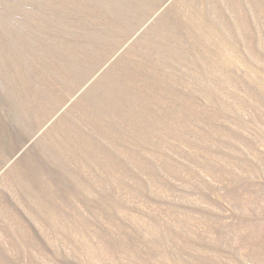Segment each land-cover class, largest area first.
I'll use <instances>...</instances> for the list:
<instances>
[{
    "label": "rangeland",
    "instance_id": "obj_1",
    "mask_svg": "<svg viewBox=\"0 0 264 264\" xmlns=\"http://www.w3.org/2000/svg\"><path fill=\"white\" fill-rule=\"evenodd\" d=\"M255 1L0 0V264H264Z\"/></svg>",
    "mask_w": 264,
    "mask_h": 264
},
{
    "label": "bare ground",
    "instance_id": "obj_2",
    "mask_svg": "<svg viewBox=\"0 0 264 264\" xmlns=\"http://www.w3.org/2000/svg\"><path fill=\"white\" fill-rule=\"evenodd\" d=\"M257 1V0H256ZM255 1V2H256ZM258 3V2H257ZM240 7V6H239ZM239 9V8H238ZM256 16V15H255ZM188 22H187V24L188 25H190V26H192V27H197V28H199V30L202 32V31H204L205 32V38H207L208 39V41H214L215 43L216 42H218V40L213 36V35H210L209 33H208V31H206V30H204L203 29V25H202V23L199 21V19L197 18V17H195V16H193V15H191V13H190V15H188V20H187ZM187 25V26H188ZM254 25V24H253ZM189 26V27H190ZM188 27V28H189ZM233 27V26H232ZM196 30V29H195ZM198 30V31H199ZM254 34V33H253ZM203 38V37H202ZM50 157H52V158H55V155H51Z\"/></svg>",
    "mask_w": 264,
    "mask_h": 264
}]
</instances>
